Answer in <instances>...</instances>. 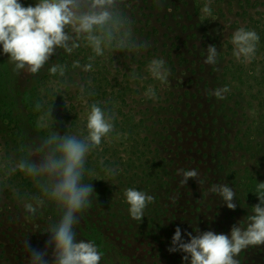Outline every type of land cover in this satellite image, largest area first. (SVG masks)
I'll list each match as a JSON object with an SVG mask.
<instances>
[{"label": "rangeland", "instance_id": "rangeland-1", "mask_svg": "<svg viewBox=\"0 0 264 264\" xmlns=\"http://www.w3.org/2000/svg\"><path fill=\"white\" fill-rule=\"evenodd\" d=\"M19 2L27 7L36 0ZM205 4L209 13L202 11ZM119 9L131 43L103 56L83 44L71 54L58 49L33 75L14 71L0 46V264H28L25 241L43 250L61 215L51 202L26 212L21 200L39 195V188L8 168L38 156L35 149L54 131L85 135L92 103L112 114L114 131L87 157L83 182L92 183L94 193L74 230L78 239L97 245L100 264H190L187 254L169 252L177 227L185 241L189 233L230 235L260 202L264 0H119ZM240 27L260 38L250 62L233 55L230 37ZM209 45L219 52L215 65L204 62ZM152 59L165 61L166 81L147 71ZM74 61L92 69H73ZM56 64L67 65L64 76L49 73ZM223 87L229 89L224 99L212 95ZM149 88L154 98L145 95ZM181 169L196 170L198 178L182 184ZM218 183L236 192L234 210L210 191ZM128 188L153 197L139 221L130 216ZM236 259L264 264V245L248 247Z\"/></svg>", "mask_w": 264, "mask_h": 264}, {"label": "clouds", "instance_id": "clouds-1", "mask_svg": "<svg viewBox=\"0 0 264 264\" xmlns=\"http://www.w3.org/2000/svg\"><path fill=\"white\" fill-rule=\"evenodd\" d=\"M202 11H211L205 4ZM233 55L237 61L250 62L256 52L259 36L254 30L240 27L231 34ZM131 43L127 18L119 9V0H36L35 5L23 6L19 0H0V46L9 56L14 71L27 70L38 74L48 64L58 49L71 54L82 44L95 56H103L110 48L125 49ZM219 52L216 46L207 47L205 64L215 65ZM73 69L89 72L92 64L83 66L74 61ZM67 65H52L49 73L64 76ZM151 76L164 82L170 75L163 59H152L147 66ZM227 87L212 93L224 99ZM150 99L155 92L149 88L145 93ZM41 105L37 103L36 109ZM52 117V109L50 112ZM42 120L44 118H41ZM53 119V118H52ZM43 127H49L46 121ZM86 134L73 135L54 131L43 138L35 152L38 156L22 158L12 163L8 174L17 171L31 178L39 188V195L31 200H21L26 212L35 214L48 202L60 210L59 221L47 233L50 238L43 250L32 247L28 240L25 247L28 264H100L101 252L94 242L77 238L74 226L81 213L90 203L94 193L92 183H84L88 155L98 148L114 131L113 116L97 103L90 105L86 118ZM109 174L118 173L109 169ZM181 183L198 178L196 170H179ZM229 209L234 210L236 192L227 183L211 187ZM259 203L251 209L252 214L233 225L230 235L205 231L198 235L189 233L190 240L182 239L181 229L176 228L169 252H183L190 264H238L236 257L248 247L264 245V183L256 187ZM132 219L141 220L153 197L144 191L128 188L124 193ZM51 249V254H49Z\"/></svg>", "mask_w": 264, "mask_h": 264}]
</instances>
